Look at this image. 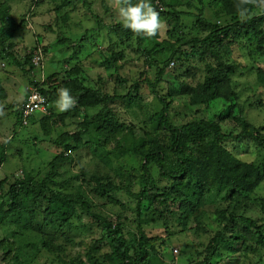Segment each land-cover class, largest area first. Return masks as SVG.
Instances as JSON below:
<instances>
[{"label":"trees","instance_id":"obj_1","mask_svg":"<svg viewBox=\"0 0 264 264\" xmlns=\"http://www.w3.org/2000/svg\"><path fill=\"white\" fill-rule=\"evenodd\" d=\"M10 1L0 0V55L13 60L23 70L28 77L26 88L35 87L42 93L49 111L47 114L36 112L24 123L21 106L25 98L17 108L12 104L16 126L27 127L39 122L46 136L58 126H74V130L57 132L53 142L59 151L44 176L25 170L21 177L0 180V228L5 232L0 236V259L5 264H34L47 252L57 255L60 264H89L80 254L73 259L65 258L60 254L64 252L62 243L57 240L60 235H67L72 222L80 217V210L99 224L102 240L111 246V251L104 253L103 262L99 263L94 254L99 251V241L93 246L83 241L91 250L88 259L93 264H168L156 239L144 230L145 225L158 222L179 234L191 229L204 234L210 232L208 242L198 253L199 259L190 264H248V259L254 255L264 257V197L258 193L264 183V125L250 121L243 105L239 107L240 114L234 113L239 105L235 101H241L240 84L235 77L243 74L240 73L243 66H254L264 60V0H217L215 21L207 17L203 0H199L201 7L187 1L189 8H195L191 12L176 9L185 0H151L160 19L168 23L167 33L171 36L181 28V15L192 17L193 28L203 33L193 36L180 31L174 42L164 39L159 43L160 31L154 37H147L133 33L120 22L106 25L98 18L96 29L107 28L121 40L135 38L146 65L156 68L155 80L144 72L141 79L130 82L128 77L119 74L126 51L111 52L103 64L115 70L116 87L125 88L114 92L101 85L88 84L86 71L79 64L66 70L65 79L57 72L43 80L35 79L32 75L37 68L32 60L34 52L27 53L23 60L13 53L14 44L10 41L25 24V19L15 20ZM83 2L91 8V3ZM160 4L166 8L162 10ZM241 11L245 14L241 15ZM145 40L149 42L146 47ZM240 45L248 51L245 64L232 58L234 48ZM157 51L167 58L155 59ZM190 56L198 61L199 66L195 67L199 69L198 74L187 70L178 77L180 87L173 86L166 75L168 67L176 63L175 60L185 66V58ZM200 71L202 76H199ZM255 74L264 88V66L259 65ZM165 81L169 90L161 95L158 87ZM143 82L153 88L161 105L157 111H151L143 102ZM60 88L70 89L77 99L76 105L65 112L55 107ZM6 92L0 80V98H4ZM176 96L188 98L189 105L194 107H207L220 99L233 103L229 105V112L223 110L216 116L217 120L194 118L177 124L172 113ZM116 105L125 108L128 119L118 115ZM229 119H233L240 130H225L223 124ZM245 142H252L261 153L258 159L243 160L237 156L236 148ZM9 143V140L0 142V168L8 158ZM88 149L115 170L118 182L101 173L89 175L85 166L77 175L82 183L76 189L67 187L65 180L55 179L61 164H70L74 153ZM130 158L138 161V167L125 169L128 167L125 162ZM153 168L158 170L159 178L153 174ZM162 180H166V185H160ZM137 184L139 187L134 190ZM117 191H125L137 200L134 219L137 232L132 239L124 229L121 215L114 219L94 211L92 194L109 195ZM214 192L224 193V196L222 204L212 212L217 222V230L213 231L207 227L209 215L205 208L207 204L216 203L213 199L216 196L211 195ZM253 208H258L261 215H247ZM39 217L41 223H38ZM57 224L59 229L55 231L60 235L46 229V226L56 228ZM8 227L14 228L9 230ZM162 243L160 247H168L165 240ZM216 257L221 259L214 261ZM252 259L249 264H258Z\"/></svg>","mask_w":264,"mask_h":264},{"label":"rangeland","instance_id":"obj_2","mask_svg":"<svg viewBox=\"0 0 264 264\" xmlns=\"http://www.w3.org/2000/svg\"><path fill=\"white\" fill-rule=\"evenodd\" d=\"M87 1L91 3L90 9L84 5L83 0H11V13L15 20L19 22L25 19V24L10 41L14 44L13 53L15 56L23 60L27 53H35L41 49L44 59L32 72L35 79L43 80L56 72L59 73L61 79H65L67 75L66 70L79 64L86 71L85 79H87L88 84L94 87L101 85L105 90L114 92L115 89L124 91L125 88L123 86L116 87L115 70H110L104 66L103 60L109 57L113 51L125 50L126 57L120 62L122 68L119 74L128 77L130 82H133L134 80L141 79L142 74L146 72L147 76L155 80L156 68H149L146 65L145 56L138 50L135 38L132 40L126 38L121 40L107 28L103 30L96 29L98 27V18L106 25H114L120 22L118 6L122 2L120 0ZM187 1L190 0L183 1L184 4L177 6L176 9L182 12L194 11L195 8L192 9L187 6ZM203 1L207 17L215 21L217 18L215 17L216 7L214 4L217 0ZM191 3L196 7H201L199 0H191ZM160 6L162 10L166 8L163 4H160ZM181 18V28L172 35L173 37L167 33L169 28L168 23L163 21L160 38L157 40L159 43L163 42L164 39L174 42L179 37L180 31L193 36L203 35L201 31L193 28L195 20L192 17L181 15ZM148 45L149 42L145 40L144 47ZM244 49L240 45L236 46L233 51L234 56L232 58L237 59L241 64L247 62L245 57L248 58V51ZM166 58L167 55H163L159 51L155 53V59L158 61ZM185 60V66H182L179 61L175 60V65L170 64L168 67L166 75L175 87H180L181 85V78H178L181 73L192 70V72L196 71L198 74L199 69H195V67L199 66L197 64L198 61L192 56L187 59L185 58ZM259 65L264 66V60H261L254 66H243L240 69V73L243 74H238L235 77L238 85L240 84L238 90L241 92V101H235L239 105L235 107L234 113L236 115L240 114L239 107L243 105L245 115L250 121L257 125H264V88L257 82L255 74ZM199 76H202V71H200ZM0 80L7 91L6 96L0 98V142L4 140L10 141L7 147L8 158L0 168V180L5 177L10 178V180L14 177H21L25 170L35 175L40 172V175L44 176L50 162L59 151L53 142L57 137V132L62 129L74 130V126L68 128L58 126L50 136L44 134L39 122L32 123L27 127L16 126L17 117L12 104L17 108L24 101L23 93L27 86L28 77L13 60L2 58L0 55ZM152 89L151 86L143 82L141 88L142 96L145 98L143 102L145 105L150 106L151 111H157L161 108V105ZM158 89L161 95H165L169 90V85L165 81L160 83ZM232 103L231 101L226 102L220 99L210 103L207 107H194L189 105L188 98L176 96L172 105V113L177 124L189 122L194 118L217 120L216 116L223 110L226 113L230 111L229 105ZM260 103H262V106ZM116 108L118 115L122 119H128V114L123 106L116 105ZM232 121L233 119L227 120L226 124H223L224 129L229 131L232 129L240 130ZM15 131L17 132L15 133ZM35 137H38V139L34 140ZM236 150L237 156L243 160H256L261 154L257 152L252 142L242 143ZM125 163L128 165L125 169L138 167V161L132 158L128 159ZM83 166L88 168L89 175L91 173H101L118 182L115 170L108 168L97 159L90 149L74 153L70 164H61L55 179L57 181L65 180L67 187L73 186L76 189L82 183L81 178L78 179L77 175L80 174ZM153 174L158 177V170L153 168ZM160 185H166V180L160 181ZM83 187L88 189L86 184ZM136 187H139L138 184L134 185V190L137 189ZM258 193L264 197V183L258 190ZM92 195L95 200L94 211L105 216H112L114 219L121 215L124 229H126L129 238L132 239V235L137 232L134 224L137 200L125 193V191H117L109 195L98 193ZM211 195L216 196L213 198L216 200V203L214 205L207 204L205 209L209 215L207 227L214 231L217 230V222L216 215L212 212L222 204L224 193L219 195L217 192L216 194L214 192ZM79 213L80 217H76L74 222H72V226L66 236H62L55 231L59 229V224L56 225V228L46 226V229L60 235L57 240L62 243L64 248V252L60 254L67 259H73L74 256L80 254L84 259L88 260L89 264H93V262L88 259V253L91 250L87 244L93 246L99 241L97 245L99 251L94 254L98 257L99 263H101L104 259V253L111 251V246L107 241L102 240V229L99 227V224L85 212L80 210ZM247 215L256 217L257 215L260 216L261 212L258 208H253L248 210ZM41 222L42 218L39 217L38 223ZM192 226L193 224L190 227ZM8 228L11 230L14 227ZM144 230L149 237L156 239V244L161 250L162 257L168 264H190L192 260L199 259L198 253L202 251L203 244L207 243L210 237V232L204 234L197 232L195 229H191L184 234H179V232H175L174 230H168L161 222L147 224ZM4 234L5 232L0 228V236H4ZM164 240L168 245L165 249L164 247H160V245H163L162 242ZM83 241L87 244H83ZM56 256L50 255L47 252L43 253L34 264H60ZM202 258L203 256H201ZM220 259V257H216L214 261ZM251 259L253 263L264 264V257L260 258L259 254L249 258L248 264ZM0 264L5 263L0 259ZM10 264H14V262Z\"/></svg>","mask_w":264,"mask_h":264},{"label":"clouds","instance_id":"obj_3","mask_svg":"<svg viewBox=\"0 0 264 264\" xmlns=\"http://www.w3.org/2000/svg\"><path fill=\"white\" fill-rule=\"evenodd\" d=\"M241 15L245 12L241 11ZM120 23L126 29L138 35L147 37L156 36L163 28V21L159 12L153 7L151 0H123L118 6ZM77 99L71 95L68 88L58 90V98L55 107L60 112H65L73 108Z\"/></svg>","mask_w":264,"mask_h":264},{"label":"built area","instance_id":"obj_4","mask_svg":"<svg viewBox=\"0 0 264 264\" xmlns=\"http://www.w3.org/2000/svg\"><path fill=\"white\" fill-rule=\"evenodd\" d=\"M44 59V55H42L41 49L36 51L33 56V63L36 66H39ZM171 65H175V63H171ZM27 97L25 102L21 106L22 114L24 117V123H27L29 117L36 112H41L44 114L49 113L48 111V102L45 96L40 93L35 87L28 86Z\"/></svg>","mask_w":264,"mask_h":264},{"label":"crops","instance_id":"obj_5","mask_svg":"<svg viewBox=\"0 0 264 264\" xmlns=\"http://www.w3.org/2000/svg\"><path fill=\"white\" fill-rule=\"evenodd\" d=\"M23 96H24V98H26V92L24 91V93H23Z\"/></svg>","mask_w":264,"mask_h":264}]
</instances>
